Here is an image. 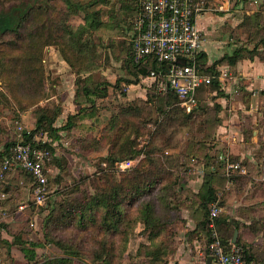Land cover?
I'll use <instances>...</instances> for the list:
<instances>
[{"label":"rangeland","instance_id":"rangeland-1","mask_svg":"<svg viewBox=\"0 0 264 264\" xmlns=\"http://www.w3.org/2000/svg\"><path fill=\"white\" fill-rule=\"evenodd\" d=\"M100 1L70 0L67 7L63 0H0V14L37 8L33 19L13 33H0V155L6 145L18 143L24 131H32L43 113L51 119L54 117L53 127L57 129L73 116L72 128L59 130L58 140L52 141L49 132L34 136L36 143L52 141L53 146L46 165L48 183L43 206L35 205L30 183H22L21 174L17 178L12 173L0 181V264H28L14 245L16 239L34 245L31 247L34 258L29 264L63 258L70 264H106L103 259L111 260L107 264L147 261L140 251L149 245L143 224L128 232L126 249L119 256L115 250L121 243L115 242L114 234L103 228L102 212H92L87 207L94 197H108L118 184L125 185L131 178L132 167L141 165L140 169L146 171L147 165H166L172 174L171 178L166 176L167 180L176 178L178 187L184 183L190 185L189 193L177 189L171 192L173 197L177 200L188 197L197 203L195 198L200 195L204 180L196 177L202 178L200 164L207 163L201 148L214 147L215 98L210 94L201 97L195 118L187 121V114L177 103H167L163 95L167 92L159 91L157 83L142 76L137 80L130 63L136 23L134 0ZM202 1L205 12L198 18L197 27L198 21L203 20L208 60L213 62L240 47L255 49L261 56L263 0ZM74 3L90 13L98 12L95 21L101 25L76 33L85 25V10L74 12L70 8ZM135 80L137 84H128ZM94 85L109 93L103 99H96L91 107L83 102L81 93L83 87ZM119 149L136 153L132 159L109 162L107 159ZM221 157L233 163L228 155ZM2 161L0 157V164ZM181 163L188 164L190 171L185 173L192 179L191 183L185 180L181 168L177 169ZM243 182L250 188H254L253 184L259 186V182ZM254 195L259 205L256 214L247 211L245 219L233 218L241 224L236 237L239 241L235 244L243 247L246 256L256 264H264V192L255 190ZM142 200L153 202L154 195ZM20 205L24 206L22 211L18 209ZM154 205L158 208L156 213L161 214L160 203ZM124 209L130 219L135 207L124 205ZM167 214L170 217L171 210ZM186 215L188 212L184 210L182 217ZM218 215H223L221 208ZM193 218L199 220L200 216L196 213ZM221 223L219 233L233 242L235 232L222 225L227 222ZM185 229L183 224L178 230H170L172 236L165 237L164 244L169 250L166 263L207 264L205 233L199 239L188 240L191 229ZM108 245L110 256L105 254Z\"/></svg>","mask_w":264,"mask_h":264},{"label":"trees","instance_id":"trees-1","mask_svg":"<svg viewBox=\"0 0 264 264\" xmlns=\"http://www.w3.org/2000/svg\"><path fill=\"white\" fill-rule=\"evenodd\" d=\"M64 4L69 7L70 0H63ZM105 3L104 0L100 1ZM134 9L136 17L138 16V6H137V0H134ZM70 8L73 9L74 12L77 10H85L82 8L78 3H74ZM25 11H17V10H11L8 13L0 14V33H13L18 26L21 24L27 23L29 20L33 19L35 16V11L37 8H30V9H23ZM98 15V12L96 13H90L89 11H84V17L83 21L85 25L77 32H80L82 29H96L98 26H100V22L95 21V16ZM19 28V27H18ZM39 29V28H38ZM37 31V30H35ZM35 31H33L31 34H34ZM31 32V31H30ZM132 32V31H131ZM134 38V37H133ZM133 39L131 40V49H130V63L132 65V68L135 70V74H137V80L138 76L147 77L149 71L156 70L158 67L157 64L152 60H145L144 62H141L139 64H135L133 62V53H132V43ZM259 44L264 47V37L259 40ZM68 48H75L74 46L71 47L70 44H65ZM76 46V45H75ZM79 48V46H77ZM259 55L255 49H245L243 47L236 48L231 53L225 54L222 58L218 60L215 64L212 66L206 65V55L205 53H201L198 56L197 64H198V71L200 73H204L207 75H213L217 76V70L216 66L217 64L222 65H229L233 66L238 61L246 58H252L253 56ZM163 69H165V65H161ZM135 80L134 82H128L129 85H135L138 83V81ZM213 85H217V81H213ZM115 88L116 86H111ZM82 96L84 97L83 102L85 104H89V106H95V100L96 99H103L107 96L109 93L106 89H100V85H94L93 87H83L82 89ZM208 89H205L203 93L207 92ZM165 98H167L168 104H178L177 98L170 92L163 93ZM79 96V95H78ZM218 108L219 106H215ZM199 107L195 110H193L190 114L187 115L186 120L189 121L193 117L194 114L197 113V110ZM182 110V109H181ZM216 110V109H215ZM216 111V112H217ZM135 112V111H134ZM216 114V113H215ZM73 116L68 117V122L66 125L60 127L59 129L53 127V120L54 117L49 118L44 113L38 117L35 123V127L32 131H24L22 133V137L18 140V142H21L22 144H28L31 146L33 150H46L49 152L50 156L53 152V146L52 141H56L59 139V135L57 132L60 130L65 131L72 128V124L70 123V120ZM215 120V118H214ZM214 126V123H213ZM201 129H205V123L202 124ZM48 133L49 136L52 138L51 143L46 144H40L36 143L34 141V136L42 132ZM16 143H14L15 145ZM14 145H6L4 153L0 155L1 158H8L11 155V149L14 147ZM205 151V159L207 163L204 161V181H203V187L200 189L199 193L196 196L197 203H193V201L189 198H186L184 200H177L173 197V192L177 189L185 190V183L178 187L177 179L171 181L170 179L167 180L166 176L168 178H171V173L169 171V168L166 167V165H162L163 167L157 166V164L147 165L148 167L145 168L146 171H143L140 169L141 165L137 167H132L131 169V178L128 182L125 183V185L118 184L115 191L110 193L108 197L104 196H98L94 197L89 203H87V207L90 208L92 212L95 211H101V224L106 232H111L114 234L115 242L119 241L121 243V246L118 247V250L116 249L115 252L119 254V256H122V253L124 252V249H126L127 244V236L128 232H133L138 224H143L145 232H146V238L149 242V245L147 247H141L140 251L142 252V256L147 258V261L140 263V264H167L166 263V257L168 254V248L166 244H164V239L166 236L170 235L172 236V232L170 230H178V228L186 224V219L182 217L183 211L186 210L188 212L189 220H193L195 222L194 229L189 231V239H193V237H196L199 239L202 234L205 233L206 239H207V246L214 242V239L212 238V233L215 230L216 232V239L221 243V246L223 247L224 251L227 252L229 248V243L232 242V240H227L225 237H223L219 231L218 226H220V223L227 222L224 225L226 228H229L232 232H238L239 230V223L238 221L228 217L227 215H218L215 219L210 218V212H211V205L214 204L216 201H218L216 196V189L211 184L212 180L209 174H211L212 170L211 168L216 169H222L226 172V166L225 162L222 160L220 161L218 156L211 155L210 154V147L203 146L201 148ZM136 152H133L132 150H118L115 154H113L110 158L107 160L111 163H116L118 161H125L128 159H132L133 154ZM171 165V164H170ZM187 164H177V169L181 168V170L185 173L188 170L186 169ZM172 166V165H171ZM225 167V168H224ZM22 175L25 185L31 183V177L27 173L23 171H16V177L19 178V174ZM156 174V175H155ZM170 180V181H169ZM222 182V180H220ZM221 184V183H220ZM223 184V183H222ZM172 192V193H171ZM184 192V191H183ZM189 193V192H188ZM147 195H154V201L148 200L147 202L142 200ZM173 197L174 199L170 200V198ZM127 200V204L124 203V201ZM188 201V202H187ZM155 203H160L159 209H161V214H157L156 210L158 209L155 205ZM219 202V201H218ZM220 204V202H219ZM217 204V205H219ZM124 205H129L130 207H135V212L132 213L130 219L128 217L129 213L124 209ZM220 207V206H218ZM253 209L252 206L250 207V210L255 215L256 212L255 209L258 208V205L254 206ZM209 209V211H208ZM171 210L172 215L169 217L167 214V211ZM134 211V210H133ZM257 211V210H256ZM200 216L199 220H195L193 218L194 215ZM166 214V215H165ZM62 218L64 215L61 216ZM84 216L80 215V220L83 221ZM221 220V221H220ZM223 220V221H222ZM214 225V229L210 228V225ZM120 238V239H119ZM162 238V239H161ZM239 240L235 241L238 242ZM104 244H106V241H104ZM237 244V243H236ZM14 245L17 246L20 251L24 254V257L27 258L28 264L33 260L34 253L32 251V248L34 245L32 243H26L22 242L21 240H17L14 242ZM30 246V248L26 247ZM207 247L206 252V263L207 259L209 257V250ZM242 249L243 258L246 261H253L251 257L246 256V252L244 253L243 247H240ZM111 250V247L108 245V250L105 252L107 256H110L109 251ZM99 259L101 257H98ZM104 262L109 263L111 260H102ZM36 264V263H34ZM42 264H70L68 259H55V260H49L45 261Z\"/></svg>","mask_w":264,"mask_h":264},{"label":"built area","instance_id":"built-area-1","mask_svg":"<svg viewBox=\"0 0 264 264\" xmlns=\"http://www.w3.org/2000/svg\"><path fill=\"white\" fill-rule=\"evenodd\" d=\"M133 38V62L139 64L152 60L156 70L148 73V78L157 83L159 91L170 92L178 100L179 107L185 114H190L200 104L205 89L212 87L216 77L200 73L197 69L198 56L203 52L206 42L197 27V20L205 12L202 0H137ZM183 61V63H181ZM165 65V69L161 65ZM11 155L0 164V181L16 171L30 175V191L33 202L43 206L47 195V167L50 154L46 150H33L30 145L18 142L10 150ZM225 162L226 173L246 171L238 163ZM122 165L120 168H123ZM24 209L23 205L18 207ZM220 208L211 206L210 218L218 217ZM210 228L214 229L211 224ZM215 230L209 247L210 264H256L243 258L242 249L230 242L225 252L216 239Z\"/></svg>","mask_w":264,"mask_h":264},{"label":"crops","instance_id":"crops-1","mask_svg":"<svg viewBox=\"0 0 264 264\" xmlns=\"http://www.w3.org/2000/svg\"><path fill=\"white\" fill-rule=\"evenodd\" d=\"M198 29L205 34L203 20L198 21ZM205 45L206 43L203 53L206 55V65L212 66L219 59L213 62L210 61L211 59L208 60ZM216 70L217 85H213L202 94V98L212 95L219 106L213 121L212 145L214 147L210 149V154L217 155L219 160L221 156L228 155L231 161L240 164L246 173H226L225 170L212 167L209 176L212 180L211 184L216 189L221 213L232 219L240 218L241 220L245 219L247 211L252 212L251 206L253 209L256 206L257 197H253L255 190L264 192V51L261 56L242 59L233 66L217 64ZM23 115L26 116V114ZM187 165L185 167L190 171ZM199 169L202 170V178L196 177V179L204 180L203 162ZM184 176L188 183L192 182L189 175L184 173ZM244 180L259 182V186L255 187L253 184L254 190L247 186ZM189 186L185 185L183 191L190 192ZM184 219H186L185 230L188 231V228L193 230L195 225L191 223L194 221L189 220L188 215Z\"/></svg>","mask_w":264,"mask_h":264},{"label":"water","instance_id":"water-1","mask_svg":"<svg viewBox=\"0 0 264 264\" xmlns=\"http://www.w3.org/2000/svg\"><path fill=\"white\" fill-rule=\"evenodd\" d=\"M181 63H183V61H181ZM236 237H237V232L235 231L234 236H233V242H234V243H235V241H236ZM210 262H211V259L208 257V259H207V264H210Z\"/></svg>","mask_w":264,"mask_h":264}]
</instances>
